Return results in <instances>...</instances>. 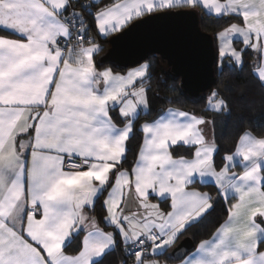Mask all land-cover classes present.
Here are the masks:
<instances>
[{
	"label": "snow or ice",
	"instance_id": "snow-or-ice-1",
	"mask_svg": "<svg viewBox=\"0 0 264 264\" xmlns=\"http://www.w3.org/2000/svg\"><path fill=\"white\" fill-rule=\"evenodd\" d=\"M198 8L239 20L216 33L217 70L243 71L251 51L264 89V0H0V264H103L118 248L122 264H264V135L245 129L218 164V117L232 112L219 90L200 113L148 119L152 58L124 72L96 59L98 36ZM221 201L212 236L177 247Z\"/></svg>",
	"mask_w": 264,
	"mask_h": 264
},
{
	"label": "trees",
	"instance_id": "trees-1",
	"mask_svg": "<svg viewBox=\"0 0 264 264\" xmlns=\"http://www.w3.org/2000/svg\"><path fill=\"white\" fill-rule=\"evenodd\" d=\"M113 1L114 0H103L104 3H111ZM197 11L200 16L201 28L212 34L215 39L217 50L216 33L222 26H226L228 23H239V20L234 18L229 19L227 17L219 19L215 15L199 10ZM97 39L103 45V51L96 57L98 61H101L102 55L109 45V37L107 39H101L98 36ZM150 57L154 64L153 78L150 81L154 92L150 93L152 99V116L147 117L148 119L157 116L161 109H167L168 107H179L185 110H192L195 113H200L205 109L207 103L206 96L208 93H202L198 97L189 96L183 91L180 78L168 70L169 67L166 62H164L159 55H151ZM245 60L246 65L243 71L226 68L223 74L217 70L215 63L217 81L213 89L219 90L223 96L229 99L232 109L230 116L218 117L216 127L217 142L220 146V152L217 155L218 164L223 163L222 157L225 153L234 150L239 136L245 129L251 130L258 136L264 135V89L257 83L250 66L255 60L253 52L249 51L246 54ZM102 62V66L110 65L121 72L128 68L110 61L102 60ZM169 99L173 102L169 103ZM142 122L143 120H141V123ZM142 141L143 133L137 131L135 139L131 142V150L127 157L128 163L125 164V167L132 166V162L138 154L139 146L142 144ZM180 154L187 155L188 153L186 149L181 148ZM201 189H206L215 195L214 186H204L201 187ZM94 214L98 217L104 214V210L100 203L96 204ZM226 217L227 210L223 201H221V203L216 206L215 211L208 215L202 222L191 227L181 239L190 237L196 245L201 239L209 238ZM102 226L104 225L102 224ZM77 243L78 242H74L69 251L74 250L77 247ZM125 259L127 258L124 252L118 248L116 251L105 256L103 264H122Z\"/></svg>",
	"mask_w": 264,
	"mask_h": 264
},
{
	"label": "water",
	"instance_id": "water-1",
	"mask_svg": "<svg viewBox=\"0 0 264 264\" xmlns=\"http://www.w3.org/2000/svg\"><path fill=\"white\" fill-rule=\"evenodd\" d=\"M102 60L132 67L151 55H159L168 70L180 78L183 91L191 97L209 93L216 81L215 39L201 28L195 9H177L173 14L145 18L127 34L110 36ZM193 250L195 243L185 237L177 247Z\"/></svg>",
	"mask_w": 264,
	"mask_h": 264
},
{
	"label": "crops",
	"instance_id": "crops-1",
	"mask_svg": "<svg viewBox=\"0 0 264 264\" xmlns=\"http://www.w3.org/2000/svg\"><path fill=\"white\" fill-rule=\"evenodd\" d=\"M114 2V1H113ZM112 3V2H111ZM197 10H199V11H201V12H206L204 9H202V8H198ZM207 13V12H206ZM216 45H217V40H216ZM253 56H255V54L253 53ZM255 59H256V56H255ZM104 67H111L110 65H104ZM132 67H134V66H132ZM128 68H131V67H128ZM127 68V69H128ZM124 72V71H123ZM182 109V108H181ZM166 110V109H165ZM182 110H185V109H182ZM114 119H115V116H114ZM117 123L119 124V121H117ZM254 135H256L255 133H253ZM257 137H259L258 135H256ZM142 143H143V141H142ZM235 171H237V172H242L243 171V169H242V167L240 166V165H237V167L235 168ZM200 190L201 191H207V192H209L208 190H206V189H201L200 188ZM163 207H166V205H162ZM227 218V217H226ZM223 223V222H222ZM212 236V235H211ZM210 236V237H211ZM209 237V238H210ZM208 239V238H207ZM180 241V240H179ZM179 241H177V243L179 242ZM199 243V242H198ZM198 243H196V245H198ZM195 245V246H196ZM194 250V249H193ZM161 259H164V257H162ZM169 264H178V262H173V261H169Z\"/></svg>",
	"mask_w": 264,
	"mask_h": 264
},
{
	"label": "rangeland",
	"instance_id": "rangeland-1",
	"mask_svg": "<svg viewBox=\"0 0 264 264\" xmlns=\"http://www.w3.org/2000/svg\"><path fill=\"white\" fill-rule=\"evenodd\" d=\"M242 45L237 44V47H241Z\"/></svg>",
	"mask_w": 264,
	"mask_h": 264
}]
</instances>
